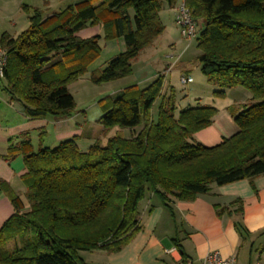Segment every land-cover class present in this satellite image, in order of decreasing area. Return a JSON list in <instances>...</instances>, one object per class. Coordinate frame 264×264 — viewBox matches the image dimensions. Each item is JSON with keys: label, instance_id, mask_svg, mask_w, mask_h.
<instances>
[{"label": "trees", "instance_id": "obj_1", "mask_svg": "<svg viewBox=\"0 0 264 264\" xmlns=\"http://www.w3.org/2000/svg\"><path fill=\"white\" fill-rule=\"evenodd\" d=\"M174 0H76L46 15L24 5L28 26L16 37L2 34L8 60L1 90L23 106L30 119L66 118L76 109L69 83L102 53L100 40L124 38L126 50L91 72L96 84L130 75L133 61L165 31L160 12ZM198 34L197 56L210 84L244 87L252 94L228 107L238 129L215 145L195 134L210 126L218 109L210 104L177 107L176 91L164 92L160 73L147 87H125L111 99L100 121L106 145L81 151L75 138L35 150L27 139L10 145L6 159L23 155L29 210L0 179L15 212L0 228V264H87L82 251L116 252L142 229L140 203L152 191L170 206L224 185L264 174V0H185ZM87 27L100 33L82 37ZM109 100L103 98L102 102ZM125 129L129 136L120 133ZM217 207L222 216L241 215ZM240 234L248 233L240 219Z\"/></svg>", "mask_w": 264, "mask_h": 264}, {"label": "crops", "instance_id": "obj_2", "mask_svg": "<svg viewBox=\"0 0 264 264\" xmlns=\"http://www.w3.org/2000/svg\"><path fill=\"white\" fill-rule=\"evenodd\" d=\"M66 1L0 0V11L4 9L5 12H2L7 17H10L14 7L20 9L19 18L12 19L16 31H7V33L16 37L28 26L29 17L24 5L39 7L49 15L57 9L65 8ZM182 1L164 2L160 12L161 18L163 11L174 9L177 12ZM95 33L100 31L81 35L89 37ZM107 43L106 49L109 52L119 49V53H122L126 50L124 38L109 40ZM104 50L105 47L102 52ZM184 72L188 74L185 69ZM82 77L83 75L69 83V90L76 100V109L66 118L47 116L30 119L25 115L19 101L12 99L8 94L0 96V179L21 198L24 211L29 210L26 185L22 179L27 168L23 155H17L9 160L5 158L10 138H13L15 143L23 141L27 139L23 133L28 132L35 150H38L40 145L53 148L63 141L75 138L79 149L87 151L96 142L106 145L108 137L119 130L115 127L107 135L104 134V126L100 118L109 106V101L119 96L125 86L116 87L120 82L100 84L99 89H102L100 94L110 92L107 95L109 100L102 102L100 100L106 96L99 98L95 95L87 97L76 95V88L87 84V82H77L81 81ZM156 78L147 82L144 87ZM171 87L174 85L166 86L164 83L163 91L168 92ZM243 89L242 87L225 89L223 96H218L212 101L211 105L218 111L213 123L195 134L200 142L210 146L215 145L237 131L238 126L228 107L231 105L241 107L250 102L252 94ZM195 99L196 101L191 105L204 104L200 96H195ZM128 132L129 130L125 136H129ZM145 200L146 203L141 208V203ZM235 200L243 203L241 215L217 214V207L229 206L231 209H236L238 203H235ZM141 203L142 229L135 237L116 252H107L103 249L82 251V257L87 264H198L201 258L211 251H218L223 256L234 255L238 264L256 262L264 264V174L255 177L253 181L241 179L224 185L212 184L209 192L198 195L194 200L172 199L170 206L164 204L158 194L149 191ZM14 212L15 207L10 196L5 191H0V228ZM238 219L247 228V234L242 235L237 230ZM245 249L249 251V256L246 261H240V253Z\"/></svg>", "mask_w": 264, "mask_h": 264}, {"label": "rangeland", "instance_id": "obj_3", "mask_svg": "<svg viewBox=\"0 0 264 264\" xmlns=\"http://www.w3.org/2000/svg\"><path fill=\"white\" fill-rule=\"evenodd\" d=\"M74 1L75 0H67L65 7ZM26 3H28V1H26ZM14 8L11 11L12 13L10 17L4 15V9L0 11V38L2 34L7 33V31H16V28L12 24V19L19 18L20 9L18 7ZM176 13L177 12H175L174 9L163 11L162 20L166 26L163 34L157 37L154 41L155 43L148 46V48L146 47V49H144L133 61V71L130 75L111 82H120L116 84V87H118L117 85L127 87L133 84L138 85L139 87H144L147 82L162 73L165 76L166 86L174 85L176 88L177 107L179 109L194 103L196 101L195 96H200L204 104L211 105L212 101L218 97V94H215L214 91L219 90L220 88L210 84L207 77L203 74L201 64L197 59L201 50L197 47L195 39L189 40L181 34L180 26L176 20ZM97 30L101 29L96 27H87L81 32L83 35H87L88 32ZM107 42L108 41L103 39L100 40V44L103 49L105 47V50L93 63L89 65L88 71L83 75L81 81H77L87 82V84L82 85L81 88H76L77 96L87 97L95 95L99 98H103L105 96L108 98L107 95L110 92L100 94L102 90L99 89L100 84H95L91 80V72L93 70H100L109 62L110 59L115 57V55L120 52L119 49H115L113 52L107 51ZM184 69L187 70L188 74H190L193 78V82L185 85L182 84L180 79L181 75L186 73L184 72ZM243 90L248 91L246 88ZM6 94L7 93L5 91H0V96ZM197 100H200V98H197ZM127 131L128 129H125L120 133L126 135ZM128 134L130 135V131ZM145 203L146 200L141 203V208H143ZM248 256L249 251L246 249L243 250L240 253V261H246Z\"/></svg>", "mask_w": 264, "mask_h": 264}, {"label": "built area", "instance_id": "obj_4", "mask_svg": "<svg viewBox=\"0 0 264 264\" xmlns=\"http://www.w3.org/2000/svg\"><path fill=\"white\" fill-rule=\"evenodd\" d=\"M176 20L180 26L181 34L189 40L195 39L198 34V25L194 20L190 8L187 7L185 0L179 5L176 13ZM8 60L7 51L0 46V91L2 82L5 78V68ZM182 84L193 82L190 74L184 73L181 75ZM198 264H238L237 258L234 255L223 256L218 251H211L207 253ZM255 264H261L256 262Z\"/></svg>", "mask_w": 264, "mask_h": 264}]
</instances>
